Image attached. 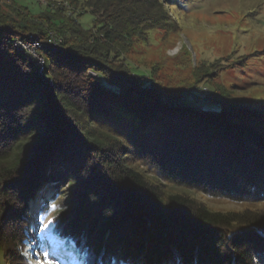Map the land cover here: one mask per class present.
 <instances>
[{
    "label": "trees",
    "instance_id": "obj_1",
    "mask_svg": "<svg viewBox=\"0 0 264 264\" xmlns=\"http://www.w3.org/2000/svg\"><path fill=\"white\" fill-rule=\"evenodd\" d=\"M169 2L63 0L34 14L18 0H0V250L7 264L29 263L26 226L15 214L26 213L52 179L56 190L38 214L54 211L59 235L87 264H264V209H211L168 193L136 165L212 196L264 202V108L202 89L207 105L187 104L184 93L166 102L153 75L147 84L140 66L126 60L134 37L176 26ZM87 10L95 16L91 29L79 21ZM51 33L60 50L37 51L53 85L13 44L30 34L47 44ZM66 183L65 203L56 206L57 187ZM42 238L45 259L60 264Z\"/></svg>",
    "mask_w": 264,
    "mask_h": 264
},
{
    "label": "rangeland",
    "instance_id": "obj_2",
    "mask_svg": "<svg viewBox=\"0 0 264 264\" xmlns=\"http://www.w3.org/2000/svg\"><path fill=\"white\" fill-rule=\"evenodd\" d=\"M53 1L63 0H18V3L38 14ZM165 1H170L166 6L173 13L176 26L171 30L151 29L144 36L134 37L129 50L125 52L126 60L140 66V73H146L147 84L149 74H152L166 102L167 96L184 93L181 97L187 104L200 107L203 102L207 105V97L198 91L202 89L218 96L225 93L251 108H264V0ZM79 21L83 28L91 29L95 16L87 10L79 16ZM38 49L36 53H40ZM32 55L27 57L35 64L37 75L53 85V79L46 77V68L40 73L34 59H31ZM204 72L210 74L197 82ZM90 73L95 74L93 71ZM148 86L151 88L150 84ZM195 90L196 94H193ZM136 165L146 171L154 182L165 184L168 193L189 194L211 209H264V202H235L212 196L170 183L157 175L154 167L139 160ZM57 182L58 179H52L40 187L37 197L30 201L27 212L21 216L15 214L22 227L26 226L23 244L30 247L28 264H53L45 259L41 235L50 257L59 260L60 264H79V257L83 264H87L86 255L80 256L74 243L59 235L54 211L44 212L43 216L38 214V205L48 201L50 194L56 190L54 183ZM57 188L54 204L63 206L69 185L66 183ZM4 253L0 250V264H7Z\"/></svg>",
    "mask_w": 264,
    "mask_h": 264
},
{
    "label": "built area",
    "instance_id": "obj_3",
    "mask_svg": "<svg viewBox=\"0 0 264 264\" xmlns=\"http://www.w3.org/2000/svg\"><path fill=\"white\" fill-rule=\"evenodd\" d=\"M34 36H35L34 34H30L29 40L23 41L21 39H15L13 43L19 51L25 53L26 55L30 56L31 54H33L31 59H34V62L36 63L39 72L43 73V70H45L46 68L45 59L43 55H41L40 53H36V49L45 47L54 50H60L59 43L61 39H58L53 35V33H51V42L47 44H43L41 42L36 41L34 39Z\"/></svg>",
    "mask_w": 264,
    "mask_h": 264
},
{
    "label": "snow or ice",
    "instance_id": "obj_4",
    "mask_svg": "<svg viewBox=\"0 0 264 264\" xmlns=\"http://www.w3.org/2000/svg\"><path fill=\"white\" fill-rule=\"evenodd\" d=\"M53 207H56V206H55V205H53ZM44 227H45V228H47V227H48V225H47V224H45V225H44Z\"/></svg>",
    "mask_w": 264,
    "mask_h": 264
},
{
    "label": "water",
    "instance_id": "obj_5",
    "mask_svg": "<svg viewBox=\"0 0 264 264\" xmlns=\"http://www.w3.org/2000/svg\"><path fill=\"white\" fill-rule=\"evenodd\" d=\"M116 74H117V75H122V74H121V73H119V72H116Z\"/></svg>",
    "mask_w": 264,
    "mask_h": 264
}]
</instances>
